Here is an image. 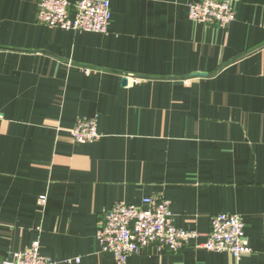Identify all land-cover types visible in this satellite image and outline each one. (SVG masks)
Here are the masks:
<instances>
[{
	"label": "crops",
	"instance_id": "crops-1",
	"mask_svg": "<svg viewBox=\"0 0 264 264\" xmlns=\"http://www.w3.org/2000/svg\"><path fill=\"white\" fill-rule=\"evenodd\" d=\"M108 1L100 34L0 0V264L34 241L54 264H115L101 215L145 198L198 239L125 264H264V0H229L226 29L189 19L201 0ZM91 118L99 139L74 142ZM220 213L244 222L238 261L196 246Z\"/></svg>",
	"mask_w": 264,
	"mask_h": 264
},
{
	"label": "built area",
	"instance_id": "built-area-1",
	"mask_svg": "<svg viewBox=\"0 0 264 264\" xmlns=\"http://www.w3.org/2000/svg\"><path fill=\"white\" fill-rule=\"evenodd\" d=\"M188 17L198 24L226 29L235 20V12L229 0H201L189 5ZM36 19L38 24L63 30L105 34L111 22L110 3L108 0H39ZM70 134L79 144L97 141V120H78ZM141 203L145 209L116 202L101 215L96 239L100 251L111 253L115 264H125L129 256L153 246L177 253L198 239L196 230L174 225L167 201L145 198ZM196 246L213 253H227L236 261L252 251L242 219L223 213L211 216L206 240ZM1 264L54 263L40 253V244L34 241Z\"/></svg>",
	"mask_w": 264,
	"mask_h": 264
}]
</instances>
